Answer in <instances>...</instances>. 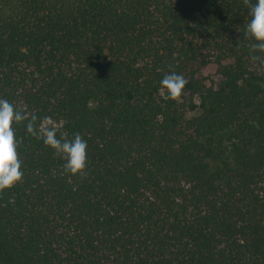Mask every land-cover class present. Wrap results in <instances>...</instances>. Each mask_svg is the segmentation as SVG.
<instances>
[{
	"label": "trees",
	"instance_id": "obj_1",
	"mask_svg": "<svg viewBox=\"0 0 264 264\" xmlns=\"http://www.w3.org/2000/svg\"><path fill=\"white\" fill-rule=\"evenodd\" d=\"M254 3L0 0V99L27 117L11 125L23 176L0 190V264H264ZM48 128L87 142L83 171H64Z\"/></svg>",
	"mask_w": 264,
	"mask_h": 264
},
{
	"label": "clouds",
	"instance_id": "obj_2",
	"mask_svg": "<svg viewBox=\"0 0 264 264\" xmlns=\"http://www.w3.org/2000/svg\"><path fill=\"white\" fill-rule=\"evenodd\" d=\"M251 19L245 26V33L255 41L253 51L264 52V0H255L250 7ZM258 60V56L251 57ZM160 87L167 90L169 98L175 99L182 93L187 84L186 79L172 71L160 79ZM27 119L7 100L0 99V190L10 188L20 181L23 173L21 162L16 153L14 133L11 128L13 121L19 122ZM33 120L35 117L32 118ZM28 132L33 131L32 121L26 125ZM44 143L54 150V154L60 155L64 160V171L70 174H78L83 171L87 163V142L79 134L71 139L61 136L56 137L55 130L48 128L44 132Z\"/></svg>",
	"mask_w": 264,
	"mask_h": 264
},
{
	"label": "rangeland",
	"instance_id": "obj_3",
	"mask_svg": "<svg viewBox=\"0 0 264 264\" xmlns=\"http://www.w3.org/2000/svg\"><path fill=\"white\" fill-rule=\"evenodd\" d=\"M202 75L205 77L212 78L215 82L218 81V77L214 74V68L213 66H209L202 72Z\"/></svg>",
	"mask_w": 264,
	"mask_h": 264
}]
</instances>
